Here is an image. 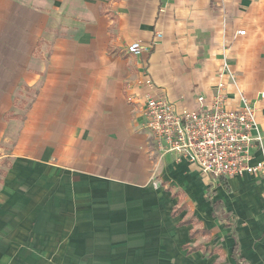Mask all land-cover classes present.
Returning <instances> with one entry per match:
<instances>
[{
    "label": "crops",
    "instance_id": "obj_1",
    "mask_svg": "<svg viewBox=\"0 0 264 264\" xmlns=\"http://www.w3.org/2000/svg\"><path fill=\"white\" fill-rule=\"evenodd\" d=\"M226 57L264 133V0H0V264H264V181L159 163L142 127L144 80L193 109Z\"/></svg>",
    "mask_w": 264,
    "mask_h": 264
},
{
    "label": "built area",
    "instance_id": "obj_2",
    "mask_svg": "<svg viewBox=\"0 0 264 264\" xmlns=\"http://www.w3.org/2000/svg\"><path fill=\"white\" fill-rule=\"evenodd\" d=\"M245 33L241 31L239 35ZM156 37L159 40L163 35L157 33ZM143 51L140 42L127 48L128 54L135 57ZM143 83L150 90L144 100V113L159 163L173 155L176 163L187 162L211 178L250 176L264 181V133L259 128L255 106L242 93L240 106L229 107L227 87L228 83L236 84V74L227 57L217 73L211 101L199 97L193 109H180L155 94L157 87L150 79Z\"/></svg>",
    "mask_w": 264,
    "mask_h": 264
},
{
    "label": "trees",
    "instance_id": "obj_3",
    "mask_svg": "<svg viewBox=\"0 0 264 264\" xmlns=\"http://www.w3.org/2000/svg\"><path fill=\"white\" fill-rule=\"evenodd\" d=\"M208 200L211 202L213 210H214V216L221 222L224 223L227 227L233 228L235 225V220L233 219V215L230 212H226L224 207L222 206L221 202H213V195L212 193L207 194ZM235 236V234H234ZM239 254V245L236 241V245L233 249L232 256L239 262H242V260H239L238 258ZM244 262V261H243Z\"/></svg>",
    "mask_w": 264,
    "mask_h": 264
},
{
    "label": "rangeland",
    "instance_id": "obj_4",
    "mask_svg": "<svg viewBox=\"0 0 264 264\" xmlns=\"http://www.w3.org/2000/svg\"><path fill=\"white\" fill-rule=\"evenodd\" d=\"M143 123H142V127H143V129H144V131H147L148 132V134H149V136H150V139H151V141H153V137H152V135H151V132H150V130L148 129V124H147V119H146V117H145V113H144V109H143ZM154 143V142H153ZM255 192H258V190L256 189L255 190ZM234 194V198H233V200H236V199H239V198H243V202L242 203H234L235 204V206H236V208H238L239 210H242V211H244L245 209H248V207H253V206H251L250 204H254L252 201H251V199L253 198V197H251L249 194H247L246 196H245V193H233ZM254 196H258V193H255L254 194ZM260 196V195H259ZM232 201V200H231ZM256 218V217H255ZM260 222V219H255V223L256 224H258ZM248 223H243V225H247ZM217 245V244H216ZM221 246V245H220ZM216 248V250H217V247H215ZM220 255H221V253H220ZM221 259H223L222 257H221ZM228 260H226L224 263H223V261H221V264H228V262H227ZM230 264H234V263H230Z\"/></svg>",
    "mask_w": 264,
    "mask_h": 264
}]
</instances>
